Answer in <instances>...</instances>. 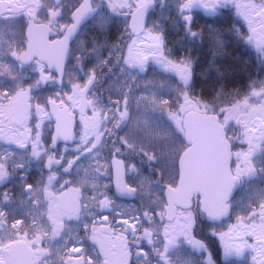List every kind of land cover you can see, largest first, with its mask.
Instances as JSON below:
<instances>
[{
  "label": "rangeland",
  "instance_id": "obj_1",
  "mask_svg": "<svg viewBox=\"0 0 264 264\" xmlns=\"http://www.w3.org/2000/svg\"><path fill=\"white\" fill-rule=\"evenodd\" d=\"M111 1L126 12L149 0ZM150 1L158 3V9L150 15L145 32L132 36L126 45L125 36L119 37L128 22L112 15L105 5L97 6L99 14L75 41L64 86L55 88L56 79L45 66L18 62L26 45L27 21L48 23L62 32L81 0H0V261H8L9 250L21 243L34 249L35 264H75L69 259L82 253L90 257L85 264H214L204 244L192 236L189 218L164 223V188L143 165L154 166L174 186L183 148V116L203 109L191 94L196 60L186 54L177 57L168 48L163 1ZM206 6L217 12L229 6L236 21L232 28L239 37L244 35L245 44L260 59V70L243 93L227 96L221 104L229 139L238 144L236 173L255 186L253 191L251 186L240 191L232 202L233 219L217 231L224 235L221 243L227 264H264V183H256L258 177L264 179V5L257 0H182L179 8L184 15L178 17L183 35H190L185 17L202 16ZM180 20L171 24L178 26ZM120 43L126 46L125 56L109 73L106 88L130 117L123 121L119 138L129 148L126 153L140 161L128 160L127 167L138 185V199L146 207L141 211L107 195L111 156L104 140L96 144L86 140L96 135L106 140L105 130L116 119L108 103L89 96L90 112L80 116L79 137L72 147L52 152L45 145L52 124L46 100L74 111L89 76L96 70L103 72L110 58L119 57ZM151 67L162 69L164 78L149 75ZM21 94L32 97V110L28 122L18 126L11 108ZM47 164L49 170H45ZM28 174L34 185L24 184ZM68 184L83 189L79 216L59 205L58 195ZM18 213L28 220L27 226L23 218L11 220ZM60 222L65 225L63 232L56 229Z\"/></svg>",
  "mask_w": 264,
  "mask_h": 264
},
{
  "label": "water",
  "instance_id": "obj_2",
  "mask_svg": "<svg viewBox=\"0 0 264 264\" xmlns=\"http://www.w3.org/2000/svg\"><path fill=\"white\" fill-rule=\"evenodd\" d=\"M108 5L110 12L116 13L115 5L112 2H108ZM153 7V2L149 0L130 13L128 26L135 36L144 33ZM202 12L208 16L217 14L211 6L203 7ZM97 14L98 8L93 6L92 0H82L71 14V24L65 29L63 37L54 40L51 38L57 32L49 24L28 20L25 31L27 43L18 56L19 63L28 66L38 60L46 65L48 71L57 75V84L62 86L71 43L76 40L82 27ZM185 21L191 23L193 15H187ZM95 81V77H92L82 90L76 112L61 107L56 101H48L49 113L54 122L52 149L60 144L75 142L77 116L84 114L89 108L88 95ZM31 99L30 95L21 94L15 100L11 113L17 125L27 122L32 110ZM126 116L127 114L124 115ZM182 127L187 148L178 160L179 179L176 186H165L164 220L174 222L180 210H190L195 204L199 205L208 222H223L231 217V202L241 186V179L232 172V144L227 138L225 127L218 115L201 111L186 112ZM111 164L116 195L133 201L136 190L127 186L125 162L114 157ZM46 168L49 169L50 165L47 164ZM46 194L50 197L55 195L52 191H46ZM80 199L81 189L74 186L67 187L59 194L61 208L74 216H79L82 212ZM56 228L58 232H63L64 223H58ZM8 257V261H0V264H35V252L25 244L19 243L12 247ZM76 264H85V259L78 258Z\"/></svg>",
  "mask_w": 264,
  "mask_h": 264
},
{
  "label": "trees",
  "instance_id": "obj_3",
  "mask_svg": "<svg viewBox=\"0 0 264 264\" xmlns=\"http://www.w3.org/2000/svg\"><path fill=\"white\" fill-rule=\"evenodd\" d=\"M158 1H163L162 8L165 13V20L163 21V24L166 31L168 48L171 49L173 51V54L177 57L181 56V54H186L190 55L191 58H195L196 60L193 67L194 77L192 81L191 94L192 97L198 100L200 105H203V109L199 110L198 108H195V110L215 113L221 120L223 118H226V112L221 109V104H223L225 98L237 93H243L246 87H248V85L250 84L251 80L254 78L256 72L260 70V59H255V55L254 53H252L251 47L246 45L243 40L244 38L242 36L244 35L242 34L241 37H239L237 32L232 28V25L236 23V21L234 20L235 14L228 6L225 7L222 11L217 12L215 16H206L203 14L202 16L200 15L198 17H194L192 23L188 24L186 22L190 27V35L185 36L182 33L183 28H181V24H183L181 22L182 20L179 19L180 16L184 15V12L179 8L182 0ZM257 1L260 4L264 5V0ZM114 4L116 6L117 15L123 16L124 20L128 21L130 12L132 10L122 12L121 9H119L118 5H116V3ZM160 4L162 5V3ZM174 5L177 7V11H175ZM158 7V3L155 2L152 13L155 12ZM173 13L175 14L174 17H167V15ZM176 18L178 21L180 20L178 26H174L173 24H171ZM198 20L199 22L197 24L196 21ZM123 35L125 36L124 44L126 45L133 36V33L129 30L128 25L127 28L124 29V32L120 35L119 39H121ZM125 45L121 43L119 44V57L115 59L110 58L109 61H107V68H103V72L105 74L101 77V80L98 83V95L101 97V99H103L105 103L112 102V96H110L111 94L108 95L106 84L107 80L109 79V73L118 68L123 61L126 51L124 49V47H126ZM154 69V67H151V71L148 74H153V76L164 78L163 74H161L163 73L162 69ZM48 98L49 95L44 97V99ZM47 101L48 100H46L45 106H47ZM207 106L210 107L209 110L211 111L207 109ZM46 109H48V106ZM49 119L52 122L50 115ZM79 129L80 118H78L77 120V138L79 137L78 133H80ZM122 132L124 133V131L122 130L118 134V138H116V140L113 141L111 139V153L116 152V149L119 148H128L123 144V142L120 141L119 136L122 134ZM52 133L53 122L49 127L48 137L45 141V145L49 148L50 151L58 152L63 148H70L74 145L60 144L56 150H52L50 148ZM183 133V129L181 128V137L183 136ZM182 145L183 148L181 149V151L186 147L183 139ZM237 145V141H235L233 143V147L236 149L238 147ZM127 159L139 161V159H136L131 155ZM147 167L149 173L155 179L158 180L160 178V180L162 179L164 181L163 175L158 169H156L154 166L150 167L149 165H147ZM19 172L24 173V171L22 170H20ZM177 177L178 169L176 167V178ZM24 182L25 185L35 184L30 174H28ZM171 182L172 181H167L166 183ZM11 191H13L15 194H18L17 189H13ZM239 194L240 192L236 195L235 199L239 196ZM141 208L139 211L143 210ZM188 216L191 223L192 236L195 240L204 244L205 254L211 259V262H213L214 264H227V262L223 258V246L221 243L222 237L224 235L218 233L217 228L227 221L232 220V216L228 220L213 224L206 220L205 215L200 211L198 205H194V207L190 211V215ZM10 218L11 220L23 218L25 221V226L29 224L28 220L22 217V215H19V213L12 215ZM164 223H166L165 220ZM192 254H195L196 257H198L199 255L195 252H193ZM154 261L155 260H151V262ZM131 264L138 263L132 262Z\"/></svg>",
  "mask_w": 264,
  "mask_h": 264
},
{
  "label": "flooded vegetation",
  "instance_id": "obj_4",
  "mask_svg": "<svg viewBox=\"0 0 264 264\" xmlns=\"http://www.w3.org/2000/svg\"><path fill=\"white\" fill-rule=\"evenodd\" d=\"M93 1V4H94V6H98L99 7V5H105L106 7L108 6V2H110V0H92ZM81 2H82V0H81ZM81 4V3H80ZM109 7V6H108ZM121 16V15H120ZM90 23V22H89ZM88 23V24H89ZM71 24V23H70ZM69 24V25H70ZM87 24V25H88ZM68 25V26H69ZM87 25H85V27L87 26ZM51 26V25H50ZM68 26H66L65 27V29L68 27ZM52 27V26H51ZM53 28V27H52ZM65 29L62 31V32H60V31H57V30H55L56 32H57V35L55 36V37H52L51 38V40H54V39H57V38H62L63 37V35H64V33H65ZM84 29V28H83ZM73 45H74V41L71 43V52H70V58H69V62H68V64H67V66H66V68H65V77L64 78H66V74H67V71H68V69H69V66H70V62H71V59H72V49H73ZM108 59V58H107ZM107 59H106V61H107ZM34 62H37V63H40V64H42L43 66H45L43 63H41V62H39L38 60H34L33 61V63ZM46 67V66H45ZM46 69H47V67H46ZM51 75H52V77H54L55 79H57V75H55V74H53V73H51V72H49ZM105 73L104 72H102L101 70L99 71V70H96L95 72H94V74H92V75H90L89 77H90V79L92 78V77H95L96 78V81H95V85L93 86V88L90 90V92H89V96H90V98H92V96H94V97H97L100 101H102V102H104L103 101V99H101V97L98 95V83H99V81L101 80V77L104 75ZM108 95H110V94H108ZM89 96H88V99H89ZM110 96H113V95H110ZM90 101V100H89ZM108 106H110V108L115 112V115H116V119H115V121L113 122V124L111 125V127H109L108 129H106L105 131H106V133L108 134V135H106V140H105V137H104V135H96L95 137H94V139H93V137L92 138H86V140H88V141H94V144H96V142H99L101 139L102 140H104L105 141V146L107 147V149H108V153L110 154V176H109V179H108V182L110 183L109 184V188L107 189V195H112L113 197H114V199L115 200H117V201H121V202H124V203H128V204H130V205H132L133 207H131L132 209H134V208H136V209H140L141 207V209H146V207H144L143 206V204L139 201V199H138V194H139V188H138V185H137V183H136V180L134 179V178H132V177H130V175H129V166L127 167V164H129V162H128V160L129 159H127L129 156H130V154H131V152L130 153H126V150L127 149H129V148H119V149H116L117 151L116 152H114V153H111V139L114 141V140H116V138H118V134L122 131V130H124V125H123V121L127 118V116L126 117H124V115L125 114H127L128 115V111H124L123 112V110H124V108L123 107H121V105L120 104H118V100L117 99H115V98H112V102H110V103H108ZM90 107H91V102H90V105H89V108L87 109V111L83 114V116H87L88 114H89V112H90ZM104 131V132H105ZM227 137H228V139H229V136H228V134H227ZM77 139V138H76ZM230 140V139H229ZM234 150H235V148H233V161H232V171H233V173H234V175H236V176H239L237 173H236V171H237V169L235 168V162H234ZM134 154H136V155H138V156H142V154H140V153H134ZM113 157H116V158H119V159H122L124 162H125V167H126V182H127V186L128 187H131V188H134L135 190H136V196H135V199H134V201H132V202H129V201H127V200H125V199H122V198H119L117 195H116V192H115V189H114V185H113V169H112V164H111V161H112V158ZM145 164V165H144ZM143 165H144V167H146V172H149L148 171V167H147V163H144ZM177 169H178V167H177ZM161 176V175H160ZM178 177H179V170H178ZM178 177H177V180H178ZM240 177V179H241V186H240V189L239 190H242L244 187H249V186H251L252 188V191H253V187L255 186L254 185V183H252V182H248L247 180V177H243V176H239ZM154 178V177H153ZM154 180H155V182L158 184V185H160V186H162L163 188H164V190H165V186L167 185V183L166 182H164L162 179L160 180V178L157 180V179H155L154 178ZM248 183H250L251 185H248ZM256 183L258 184H263L264 183V179L263 178H261V177H258L257 178V181H256ZM177 184V181H176V183H175V185ZM71 184H68L67 186H70ZM174 185V186H175ZM79 188H81V187H79ZM84 192H83V189L81 188V200H83L84 199ZM82 205H84V203L82 202ZM139 206V207H138ZM83 209V208H82ZM189 214V212H187V211H185V212H182V211H179V216L180 217H183V218H188L189 216H188V214ZM54 222V221H53ZM19 244V243H18ZM17 244V245H18ZM80 258L81 257H83L84 259H85V263L87 262V260H88V258H90L89 256H87V254L86 255H84V253H82V255L81 256H79ZM79 257H71L70 259H69V261H70V263H73V262H76L77 261V259L79 258Z\"/></svg>",
  "mask_w": 264,
  "mask_h": 264
}]
</instances>
